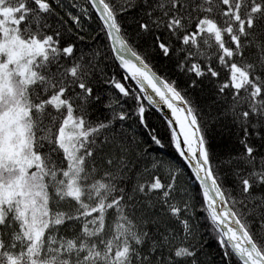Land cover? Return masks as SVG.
<instances>
[{
  "label": "snow or ice",
  "instance_id": "snow-or-ice-1",
  "mask_svg": "<svg viewBox=\"0 0 264 264\" xmlns=\"http://www.w3.org/2000/svg\"><path fill=\"white\" fill-rule=\"evenodd\" d=\"M0 264H264V0H0Z\"/></svg>",
  "mask_w": 264,
  "mask_h": 264
},
{
  "label": "trees",
  "instance_id": "trees-1",
  "mask_svg": "<svg viewBox=\"0 0 264 264\" xmlns=\"http://www.w3.org/2000/svg\"><path fill=\"white\" fill-rule=\"evenodd\" d=\"M225 38L227 39V37H225ZM215 50H216V46H215L214 41H213V47L211 48V51L214 52ZM226 74H227V70L225 69V70L222 71L221 75H222V77H223V76H226ZM152 119H155V117H152ZM218 133H219V130H218ZM215 142H216L218 148H219V147H223V145L221 144V142H220V140H219V134L217 135V139H216ZM227 146H228V147H232L231 144H229V145H227ZM169 151H171V150H169Z\"/></svg>",
  "mask_w": 264,
  "mask_h": 264
}]
</instances>
